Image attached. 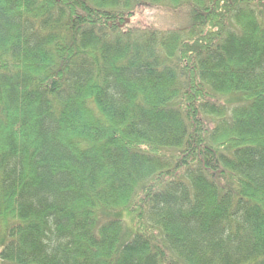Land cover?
Masks as SVG:
<instances>
[{
    "label": "trees",
    "instance_id": "16d2710c",
    "mask_svg": "<svg viewBox=\"0 0 264 264\" xmlns=\"http://www.w3.org/2000/svg\"><path fill=\"white\" fill-rule=\"evenodd\" d=\"M141 7L185 19L123 26ZM0 242L264 264V0H0Z\"/></svg>",
    "mask_w": 264,
    "mask_h": 264
},
{
    "label": "rangeland",
    "instance_id": "374dc122",
    "mask_svg": "<svg viewBox=\"0 0 264 264\" xmlns=\"http://www.w3.org/2000/svg\"><path fill=\"white\" fill-rule=\"evenodd\" d=\"M184 11V10H183ZM181 14V16H178ZM129 22L123 24V26L130 25L132 27L137 26H153V27H173L184 22L185 15L181 11L171 10L169 8L154 10L147 7H141L132 17H128ZM3 248V243L0 242V252ZM1 262V261H0Z\"/></svg>",
    "mask_w": 264,
    "mask_h": 264
},
{
    "label": "water",
    "instance_id": "95a60500",
    "mask_svg": "<svg viewBox=\"0 0 264 264\" xmlns=\"http://www.w3.org/2000/svg\"><path fill=\"white\" fill-rule=\"evenodd\" d=\"M126 22H129V19H127V21Z\"/></svg>",
    "mask_w": 264,
    "mask_h": 264
}]
</instances>
